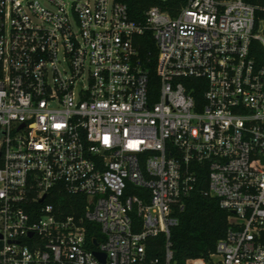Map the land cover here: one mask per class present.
<instances>
[{
  "label": "built area",
  "instance_id": "2783aa9c",
  "mask_svg": "<svg viewBox=\"0 0 264 264\" xmlns=\"http://www.w3.org/2000/svg\"><path fill=\"white\" fill-rule=\"evenodd\" d=\"M178 1L136 23L115 0H0V264H173L195 166L230 227L187 264H264V65L251 55L264 22L243 0ZM146 32L153 103L134 44ZM62 193L81 212L55 204Z\"/></svg>",
  "mask_w": 264,
  "mask_h": 264
},
{
  "label": "trees",
  "instance_id": "16d2710c",
  "mask_svg": "<svg viewBox=\"0 0 264 264\" xmlns=\"http://www.w3.org/2000/svg\"><path fill=\"white\" fill-rule=\"evenodd\" d=\"M126 6L130 20L141 23L145 13L151 7H159L163 11L174 16L179 8L178 0H115ZM255 7V21L264 22V0H243ZM135 47L138 51L139 63L146 71L149 78L150 101L157 99L158 85L155 74L157 49L149 32L135 38ZM251 55L255 57L258 65H264V51L261 46L254 42L251 46ZM188 88V87H187ZM190 91V87L188 88ZM197 100L202 96L201 89L191 91ZM196 181L194 189L185 200L184 210L177 214L178 223L170 231L172 244L173 264H187L190 261L203 259L209 260L210 255L215 253L216 244L225 237L230 225L229 214L220 208L218 200L207 195V171L201 166L194 167ZM55 204L63 207L67 214H72L83 207V197H70L60 194L55 199ZM149 255L161 257L165 238L159 237L151 240Z\"/></svg>",
  "mask_w": 264,
  "mask_h": 264
}]
</instances>
